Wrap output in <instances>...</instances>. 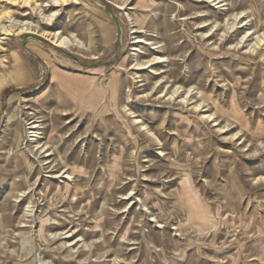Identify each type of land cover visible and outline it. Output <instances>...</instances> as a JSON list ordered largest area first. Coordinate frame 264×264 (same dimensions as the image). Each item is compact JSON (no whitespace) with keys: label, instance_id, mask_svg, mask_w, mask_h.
Returning a JSON list of instances; mask_svg holds the SVG:
<instances>
[{"label":"rangeland","instance_id":"1","mask_svg":"<svg viewBox=\"0 0 264 264\" xmlns=\"http://www.w3.org/2000/svg\"><path fill=\"white\" fill-rule=\"evenodd\" d=\"M37 1L0 0V264H264V0Z\"/></svg>","mask_w":264,"mask_h":264},{"label":"bare ground","instance_id":"2","mask_svg":"<svg viewBox=\"0 0 264 264\" xmlns=\"http://www.w3.org/2000/svg\"><path fill=\"white\" fill-rule=\"evenodd\" d=\"M9 1H14V2H18L20 4H25L27 6H30L32 7L33 9H35L36 7H38L40 4L38 3L37 0H9ZM45 1V0H44ZM48 3L50 1H52L55 6H63V5H66L68 4V2L70 0H46ZM224 1V0H223ZM214 2V1H213ZM221 2V1H220ZM218 1V3H220ZM217 3V2H216ZM225 5V4H224ZM10 6V5H9ZM121 8H124L123 4L119 5ZM5 8V7H4ZM53 8V7H52ZM2 10V9H1ZM0 10V11H1ZM59 13L57 11H55L54 13H52L51 15H49V18L50 19H53L55 18ZM5 15V16H10L11 18V13L9 11H1L0 12V29L3 31V34L5 35H9V34H12V33H23V32H34V28L30 26V23H25L24 25H21V26H17L13 23H11L9 26H5V25H2V22H1V18L2 16ZM234 25V24H233ZM37 33V32H36ZM40 33V32H39ZM42 36L46 37L47 39L51 40L54 44H56L57 46H61V47H69L70 44L73 43V41L66 37V36H63L61 34V31L56 28L55 31H42L41 32ZM246 35V34H245ZM263 39L262 38H258V41L256 42V45L258 43H260ZM146 40L143 39V40H138L136 43H142V42H145ZM76 43V42H75ZM255 45V44H254ZM251 49H253V47H251ZM133 50L135 51H138L139 49L138 48H134ZM264 51V50H263ZM158 59H162V57H159ZM143 64L139 62L138 60V54L136 55V66L137 67H141ZM55 71V70H54ZM61 74V73H60ZM55 75V74H53ZM118 86H119V82H118V75L115 74L113 75L110 83H109V87L112 89L113 93L115 95H117L118 93ZM105 87V86H104ZM109 89V88H108ZM185 101V100H184ZM91 102V101H90ZM96 102V101H95ZM199 106V105H197ZM212 115H210L209 117H211ZM39 125H34L32 128H37ZM33 135L32 137H38L37 136V132L36 131H33L32 132ZM39 134V133H38ZM36 142H39L37 139H34ZM42 147V146H41ZM66 177L68 178H71V175H67ZM26 212L29 214V215H32L33 213V206H32V203L30 202L27 207H26Z\"/></svg>","mask_w":264,"mask_h":264}]
</instances>
